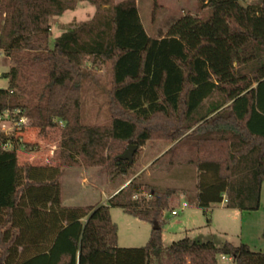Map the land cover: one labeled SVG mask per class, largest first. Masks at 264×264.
<instances>
[{"label": "trees", "instance_id": "1", "mask_svg": "<svg viewBox=\"0 0 264 264\" xmlns=\"http://www.w3.org/2000/svg\"><path fill=\"white\" fill-rule=\"evenodd\" d=\"M80 1L0 0V48L11 59L0 116L16 109L21 120L28 108V123L47 133L55 118L66 121L57 159L45 163L21 162L22 135L0 123V264H219L220 254L264 264V250L247 242L186 235L166 245L161 227L179 192L193 191L209 222L214 203L260 208L264 0H199L205 15L183 14L158 36L144 22L142 0H87L94 14L64 22L54 39L50 30L38 28V39L26 33L40 11L60 16ZM87 94L106 106L108 121L86 119ZM151 139L172 145L150 167L165 161L164 176L182 185L164 184L147 167L110 204L64 202L65 166L125 175ZM130 143L139 145L133 162L120 156ZM111 205L160 227L145 245L122 246Z\"/></svg>", "mask_w": 264, "mask_h": 264}, {"label": "rangeland", "instance_id": "2", "mask_svg": "<svg viewBox=\"0 0 264 264\" xmlns=\"http://www.w3.org/2000/svg\"><path fill=\"white\" fill-rule=\"evenodd\" d=\"M243 1L254 3L259 0ZM198 5L199 0H157V2L155 0H142L141 2L144 22L149 32L157 36L165 34L170 25L183 14L200 11L201 14L205 15L206 11L204 9L199 10ZM95 10V5L87 0H81L75 9H69L60 16H49L43 10V12H39L41 16L38 18L39 21L34 19L35 17L27 19L25 31L28 36L32 35L38 39L40 38L38 28H40L41 33L50 30L52 39H54L63 30L64 22L73 19H87L94 14ZM10 64L11 59L0 48V87L2 88L8 87V78L3 73L9 70ZM105 70L103 65L100 73L103 74ZM92 97V94H87L84 98L86 119L90 122L100 123L108 121L106 106L102 103H95ZM18 111L1 115L0 123L2 130L6 133L17 132L22 135L17 146L20 161L45 163L56 160L62 145V129H64L66 121L62 118H55L56 126L50 127L47 133V131H41L36 125L28 123L30 122L26 116L29 111L28 108L24 109L21 120H16ZM171 145V142L162 139L149 140L141 148L133 168L125 175L111 176L103 171L100 166H89L82 162L65 166L63 176L64 202L70 205L98 202L110 204L109 194L121 183L130 181L142 166L150 168V172L154 175V170L160 173L156 174L158 175L156 177L164 184L182 185L179 180L171 176V178L164 176L167 173L165 161L156 164L154 168L149 165ZM193 194V191L177 193L172 198L170 207L165 209L161 227L163 241L166 245L189 235L194 240L213 239L218 245H223L227 240L235 244L247 242L255 250H264V183L260 208L242 210L217 204L210 209V222L204 209L194 202ZM184 200H188L189 203ZM184 202L189 205L184 206ZM173 209H177L179 213L174 214ZM111 211L113 219L119 227L120 245L142 246L149 241L155 223L144 220L119 205H111ZM219 264L236 263L231 255L226 254L224 257L223 254H220Z\"/></svg>", "mask_w": 264, "mask_h": 264}, {"label": "water", "instance_id": "3", "mask_svg": "<svg viewBox=\"0 0 264 264\" xmlns=\"http://www.w3.org/2000/svg\"><path fill=\"white\" fill-rule=\"evenodd\" d=\"M241 1L243 2V4L245 6L248 5V3L246 1H243V0H241ZM138 149H139V145L138 144H136V143H130L128 145L127 149L125 150V152L123 154H121L120 156L123 159H128L131 162H133L134 161V158H135V155H136V152L138 151ZM154 227L155 228H159L160 227L159 224H158V222H155Z\"/></svg>", "mask_w": 264, "mask_h": 264}, {"label": "crops", "instance_id": "4", "mask_svg": "<svg viewBox=\"0 0 264 264\" xmlns=\"http://www.w3.org/2000/svg\"><path fill=\"white\" fill-rule=\"evenodd\" d=\"M7 88H8V87H7ZM149 165H150V164H149ZM145 168H147V166H142V167H141V168H140V169H139L134 175H136L138 172H140L141 170H143V169H145ZM134 175H133V176H134ZM133 176H132V177H133ZM128 181H129V180H128ZM128 181H127V182H128ZM127 182H123V183H121V184L118 186V188H117V187H116L115 189L113 188L114 190L111 192V194H109V198H110L114 193H116L119 189H121L122 187H124V186L127 184ZM184 201H186V200H184ZM101 203H102V202H101ZM217 204H221V205H224V206L226 205V204H225V201H224V202H221V203H214L213 206H214V205H217ZM188 205H189V204H188ZM188 205H187V206H188Z\"/></svg>", "mask_w": 264, "mask_h": 264}, {"label": "built area", "instance_id": "5", "mask_svg": "<svg viewBox=\"0 0 264 264\" xmlns=\"http://www.w3.org/2000/svg\"><path fill=\"white\" fill-rule=\"evenodd\" d=\"M16 109H14L13 111H15ZM7 113H9V111H6L4 114H7ZM4 117V116H3ZM3 117H1V118H3ZM188 205V203L187 202H184V206H187ZM173 213L174 214H178L179 213V211L177 210V209H174L173 210ZM223 256L224 257H226V254H223Z\"/></svg>", "mask_w": 264, "mask_h": 264}]
</instances>
